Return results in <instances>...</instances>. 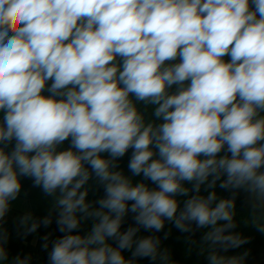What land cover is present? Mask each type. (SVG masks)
Returning <instances> with one entry per match:
<instances>
[{"label":"clouds","instance_id":"obj_1","mask_svg":"<svg viewBox=\"0 0 264 264\" xmlns=\"http://www.w3.org/2000/svg\"><path fill=\"white\" fill-rule=\"evenodd\" d=\"M21 178L52 198L17 226L55 212L46 264H175L165 222L244 264L241 192L264 233V0H0V264H32L2 227Z\"/></svg>","mask_w":264,"mask_h":264},{"label":"trees","instance_id":"obj_2","mask_svg":"<svg viewBox=\"0 0 264 264\" xmlns=\"http://www.w3.org/2000/svg\"><path fill=\"white\" fill-rule=\"evenodd\" d=\"M150 113H151V109H148V114L147 116L150 117ZM127 164H128V155H125V157H123L120 161V167L124 170L125 174L127 175H131L128 172L127 169ZM139 179V178H137ZM135 182V181H134ZM91 183V182H90ZM21 185L22 187L25 189V191L28 194V197L34 202V204H36V219H42L43 217H45L46 215H48L47 213H44V211H49L52 208V198L51 197H46L43 192L41 191V189L39 187H33L32 186V182L29 179L26 178H22L21 180ZM218 196L221 197H227L229 194L219 188L215 189ZM203 193V189L201 190ZM203 194H207V193H203ZM97 195H102V190L100 192L97 193ZM96 197L93 196L92 191L89 192V195L87 197L88 200H93ZM245 198V194L243 192H241L236 200V223H237V232L240 233L243 237H247L248 239V243L242 245L240 248L238 249H234V250H230V252L228 253V255H238L240 253H243L244 251H248L249 255L247 257H252L255 256L257 254H259L263 249H264V233H261L257 230V227L255 226V224H253V219L254 217H252L247 209V207L244 205L243 201ZM53 215H55V212L53 211L52 213ZM133 223L131 216L129 215L126 218L125 224L122 225V228H126L127 226L131 225ZM6 223H3L2 227L5 228L7 230V232L9 230H11V228L6 227ZM90 226V222L85 223L83 225L84 228H87ZM171 227H174L171 223L165 222V227L164 229L159 232L156 233V235L161 237V240H166L163 239L164 233L165 232H169L171 231ZM254 227V234L251 231V229ZM37 231L43 236H45L48 232H47V228L43 227L42 225L37 229ZM205 230H201L200 232H197L196 235L193 237V239L197 240V244L196 245H192V249H194V251H197V257L193 260H184L185 258L184 255L182 254L181 250H178L179 247H176L174 250V255L171 257V259L175 262V264H207V261L205 259L206 257V252L204 255H200V243H199V238L200 235L202 234V232ZM235 231V230H234ZM150 232H145L143 229H141V232L139 233V235H150ZM184 237H186L188 234L187 233H182ZM170 236V234H169ZM168 236V237H169ZM12 238H16L15 236H13ZM168 239V238H167ZM10 246L7 245L8 248L11 247V245H15L16 246V242H9ZM11 249V248H10ZM13 251L10 250V255H16L12 253ZM25 252V248L22 244V241H18V253L19 254H23ZM126 256H129L130 253H125ZM23 256V255H22ZM188 259V258H187ZM143 261V259H138L137 264H142L141 262ZM145 262L150 264V261L146 258Z\"/></svg>","mask_w":264,"mask_h":264},{"label":"rangeland","instance_id":"obj_3","mask_svg":"<svg viewBox=\"0 0 264 264\" xmlns=\"http://www.w3.org/2000/svg\"><path fill=\"white\" fill-rule=\"evenodd\" d=\"M49 211H44V213L49 214ZM27 213H31L32 216L36 218V204H34V202L28 197L27 192L22 187L20 195L15 201L11 202L10 211L4 218V223L7 224L6 227L11 228V230L8 231L9 242H16V246L11 245V249L9 248V250L13 251V254H17L18 241H22V244L25 248V252L22 255L30 254L32 257V264H46L47 253L46 251L42 250V245L44 243L42 237L44 235L42 236L38 231H36V233L29 234L27 237H24L22 233H17L19 219ZM55 229V215H53V223L47 228V232H52L53 237L59 236L60 233ZM235 231L237 232V228ZM251 231L254 234V227L251 229ZM13 236L16 238H12ZM8 245L10 246L9 243ZM176 247H179L178 250L182 251V254L184 255L183 258H185L184 260H193L197 257V251L192 249L193 246L187 242L183 234L175 227H171L170 236L168 239L161 242V248H168L172 257L175 253L174 250ZM145 259L146 258H143V261L141 262L142 264H148L145 262Z\"/></svg>","mask_w":264,"mask_h":264},{"label":"water","instance_id":"obj_4","mask_svg":"<svg viewBox=\"0 0 264 264\" xmlns=\"http://www.w3.org/2000/svg\"><path fill=\"white\" fill-rule=\"evenodd\" d=\"M244 264H264V249L255 256L247 257Z\"/></svg>","mask_w":264,"mask_h":264}]
</instances>
